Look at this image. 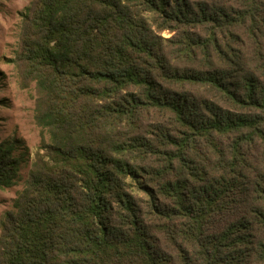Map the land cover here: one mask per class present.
Masks as SVG:
<instances>
[{
  "label": "trees",
  "instance_id": "16d2710c",
  "mask_svg": "<svg viewBox=\"0 0 264 264\" xmlns=\"http://www.w3.org/2000/svg\"><path fill=\"white\" fill-rule=\"evenodd\" d=\"M15 62L0 264H264V0H37Z\"/></svg>",
  "mask_w": 264,
  "mask_h": 264
},
{
  "label": "rangeland",
  "instance_id": "374dc122",
  "mask_svg": "<svg viewBox=\"0 0 264 264\" xmlns=\"http://www.w3.org/2000/svg\"><path fill=\"white\" fill-rule=\"evenodd\" d=\"M36 4L37 0H0V146L12 145L15 155L26 159L17 184L0 189V222L11 210L17 194L24 189L37 153H43L40 150L42 139L48 142L34 120V84L21 79V68L15 62L25 15L31 13ZM160 35L170 36L167 32Z\"/></svg>",
  "mask_w": 264,
  "mask_h": 264
}]
</instances>
